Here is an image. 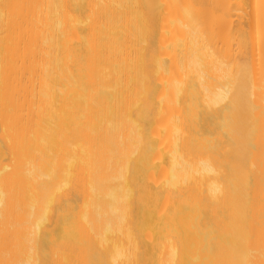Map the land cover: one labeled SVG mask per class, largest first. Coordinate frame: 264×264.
I'll use <instances>...</instances> for the list:
<instances>
[{
	"label": "bare ground",
	"instance_id": "1",
	"mask_svg": "<svg viewBox=\"0 0 264 264\" xmlns=\"http://www.w3.org/2000/svg\"><path fill=\"white\" fill-rule=\"evenodd\" d=\"M0 264H264V0H0Z\"/></svg>",
	"mask_w": 264,
	"mask_h": 264
}]
</instances>
